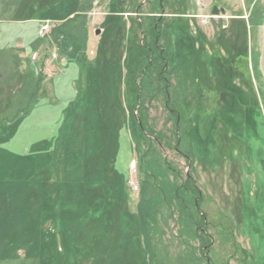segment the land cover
Listing matches in <instances>:
<instances>
[{
	"label": "rangeland",
	"instance_id": "374dc122",
	"mask_svg": "<svg viewBox=\"0 0 264 264\" xmlns=\"http://www.w3.org/2000/svg\"><path fill=\"white\" fill-rule=\"evenodd\" d=\"M82 2L0 0V264H264V0Z\"/></svg>",
	"mask_w": 264,
	"mask_h": 264
},
{
	"label": "trees",
	"instance_id": "16d2710c",
	"mask_svg": "<svg viewBox=\"0 0 264 264\" xmlns=\"http://www.w3.org/2000/svg\"><path fill=\"white\" fill-rule=\"evenodd\" d=\"M94 0H83V2L80 4V7L75 11V16L72 17L71 20L81 17V15L86 16L87 13L90 12L91 10V5ZM162 20L159 22H152L151 27L148 29V31L145 33V36L143 38V48L146 50L145 56L142 58L141 62V67L139 71V75L136 76L135 78V88L137 90V93L135 96L132 97V95H127L126 96V102L127 105L131 108L135 103L139 104H144L147 98H144V94L149 92L150 90H153L154 92L158 93H163V95L166 96L169 93V81L167 79L166 73H168V67L170 66L168 62L169 55L166 51V49L160 45V40H161V29L162 27ZM78 64L76 65V82L81 79V76L84 72V66L81 65L80 62H77ZM108 66H105L104 69H107ZM109 68H114L109 67ZM138 80L141 82L138 83ZM79 83L82 86V82L79 81ZM155 83L158 84V86H155ZM88 84V81H87ZM89 88L90 85H87ZM154 87V89L152 88ZM104 88V87H103ZM89 92V89H88ZM78 96V95H76ZM91 98V97H90ZM113 98V94L107 90L106 95H101L100 98L96 97L93 99L91 98L94 102V106L96 107V110H98L99 114V132L106 134V131L104 130L107 129L109 132L106 134L108 137H114V134L112 132V124L111 128L109 127V122L110 118H107L104 116L106 112V106L109 105H114L115 103H110V100ZM153 96H149V99H152ZM169 103V101H167ZM171 113L175 114L176 108H173L172 106L170 107ZM33 109H31L30 112H32ZM30 115V114H29ZM28 115V116H29ZM132 118L135 119V115L132 113ZM144 130V129H143ZM142 131V128H141ZM143 135V133H142ZM178 141H180V138L177 137L176 143L178 145ZM178 151H180L179 147H177ZM110 167V166H109ZM108 168V167H107Z\"/></svg>",
	"mask_w": 264,
	"mask_h": 264
},
{
	"label": "built area",
	"instance_id": "2783aa9c",
	"mask_svg": "<svg viewBox=\"0 0 264 264\" xmlns=\"http://www.w3.org/2000/svg\"><path fill=\"white\" fill-rule=\"evenodd\" d=\"M48 28H49L48 25H43V28L41 29L40 35L45 36V34H46L45 31H47ZM94 52L95 51L92 49L91 53L94 54ZM54 56L57 57V54L55 53ZM130 168H131L132 176H131V178H129L127 184H128V186L132 192H139V190H140L139 182H137V180L134 178V174L137 172L136 161H133L131 163Z\"/></svg>",
	"mask_w": 264,
	"mask_h": 264
},
{
	"label": "water",
	"instance_id": "95a60500",
	"mask_svg": "<svg viewBox=\"0 0 264 264\" xmlns=\"http://www.w3.org/2000/svg\"><path fill=\"white\" fill-rule=\"evenodd\" d=\"M213 13H214V14H217V13H218V10H217L216 7L214 8Z\"/></svg>",
	"mask_w": 264,
	"mask_h": 264
},
{
	"label": "crops",
	"instance_id": "0c3cea01",
	"mask_svg": "<svg viewBox=\"0 0 264 264\" xmlns=\"http://www.w3.org/2000/svg\"><path fill=\"white\" fill-rule=\"evenodd\" d=\"M87 88V83H86V85H85V89Z\"/></svg>",
	"mask_w": 264,
	"mask_h": 264
}]
</instances>
